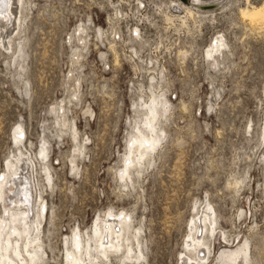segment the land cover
Segmentation results:
<instances>
[{
    "label": "rangeland",
    "instance_id": "rangeland-1",
    "mask_svg": "<svg viewBox=\"0 0 264 264\" xmlns=\"http://www.w3.org/2000/svg\"><path fill=\"white\" fill-rule=\"evenodd\" d=\"M172 1L17 8L20 27L9 50L0 46V178L20 153L36 161L44 264H66L73 235L90 236L109 212L129 221L133 259L113 253L103 264H182L184 253L194 259L185 243L206 204L227 237L204 234L208 264L243 242L247 264H264V28L243 20L245 0L212 6L208 17L193 8L195 18ZM215 37L225 48L214 60L206 51ZM153 99L160 142L119 180L138 130L150 134Z\"/></svg>",
    "mask_w": 264,
    "mask_h": 264
},
{
    "label": "bare ground",
    "instance_id": "bare-ground-1",
    "mask_svg": "<svg viewBox=\"0 0 264 264\" xmlns=\"http://www.w3.org/2000/svg\"><path fill=\"white\" fill-rule=\"evenodd\" d=\"M0 1V46L6 51L11 46L10 41L15 29H17L16 24H20L21 12L18 14L17 8L23 7L24 0ZM225 1L227 0H187L188 3H185L174 0L172 7L176 10H184L188 16L192 15V17H194L193 8H198L197 12L206 17V14L212 15V6L222 4ZM245 2L247 5L239 10L243 20L255 28H264V0L259 5L251 4V0H245ZM165 18L170 21L172 16L165 14ZM18 27L20 26L18 25ZM133 32L137 37L140 36L137 29H134ZM78 33V41L84 42L82 38L85 33L84 30H78ZM212 42L206 51V56L215 60L216 55L225 48V43L219 37H215ZM160 101L153 99L152 104L147 107L145 128L150 134L145 136L146 134L143 135L142 130H138L141 138L134 136L132 142L137 147L134 150H128L124 169H121L122 177L119 180L129 179L130 168L141 165L147 154L159 144L160 141L154 124L161 115L158 111ZM162 106H167L166 101ZM21 132L22 130L19 129L18 135L22 136ZM73 141L77 142L74 135ZM78 147L80 148V146ZM76 148L75 152L82 154L81 148H77V150ZM18 155L14 157V161L6 162V171L0 178V206L2 209V214H0V264H44V250L40 240V219L46 213V205L41 198L42 193H40V185L37 181L36 161L34 162L31 157L25 154L20 153ZM47 155L46 148L41 150L40 158L36 157L38 164H40L39 160L45 161ZM41 170H44L43 176L46 177L47 184L51 185L49 169L44 167ZM108 214V217L105 216L102 219L100 217L94 223L90 236L85 237L79 231L74 232V237L66 244V264H103V261L108 260L111 254L122 252L127 253L126 259L128 261L133 259L131 257L133 251L128 237L131 229L129 221L125 217L122 219L111 212ZM213 216L214 210L210 208L209 204H206L198 220H193L190 229L193 237L185 243V248L194 256V259L187 257L184 253L182 254V264H208L211 251L209 246L205 244L204 234H210L215 241L219 237H223L226 241L225 238L227 237L223 233H216V222H214ZM247 250L246 242L238 245L235 250L222 247L215 264H247Z\"/></svg>",
    "mask_w": 264,
    "mask_h": 264
},
{
    "label": "water",
    "instance_id": "water-1",
    "mask_svg": "<svg viewBox=\"0 0 264 264\" xmlns=\"http://www.w3.org/2000/svg\"><path fill=\"white\" fill-rule=\"evenodd\" d=\"M181 2H185V3H188L187 0H180Z\"/></svg>",
    "mask_w": 264,
    "mask_h": 264
}]
</instances>
